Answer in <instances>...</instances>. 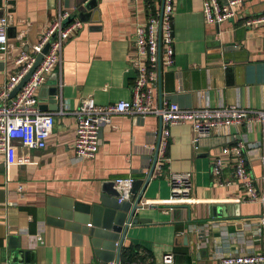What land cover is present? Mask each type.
<instances>
[{"label":"crops","instance_id":"1","mask_svg":"<svg viewBox=\"0 0 264 264\" xmlns=\"http://www.w3.org/2000/svg\"><path fill=\"white\" fill-rule=\"evenodd\" d=\"M150 2L156 9L161 7V0H96L95 12L81 20L76 34L63 46L60 63L38 90L40 99H45L39 101L40 109L51 111L54 117L46 147L15 144L11 163L0 153V247L13 236V244L25 253L23 260L13 264H100L91 236L84 230L46 222L47 197L87 203L102 181L146 178L157 141L163 139L159 117L112 115L110 124L99 127L95 156L83 158L73 148V111L84 97H93L98 105L131 98L135 71L129 59L135 47L134 31L144 23ZM74 3L0 0V17H10L7 37L12 45L7 60L0 61V87L18 69L14 57L30 51L58 9L74 15ZM202 3L173 0L174 61L162 66L157 103L264 110V25L253 29L242 25L243 19L264 13V0H246L234 18L220 24L205 21ZM54 84L57 108L51 110L43 97ZM238 139L257 145L247 147L245 157L251 177L261 188L264 123L253 121L214 132L197 149L188 123L170 126L167 159L156 160L142 195L143 202H153L137 212L145 221L128 228L121 261L132 257L143 264H160L162 254L172 252L175 264L213 263L227 254L264 253V206L258 201H222L242 197L244 191L234 181L231 168L223 173L224 179L233 181L227 187L217 186L211 174L212 159L220 148ZM182 171L191 172V196L199 201L155 204L154 200L169 195L170 172Z\"/></svg>","mask_w":264,"mask_h":264},{"label":"built area","instance_id":"2","mask_svg":"<svg viewBox=\"0 0 264 264\" xmlns=\"http://www.w3.org/2000/svg\"><path fill=\"white\" fill-rule=\"evenodd\" d=\"M246 0H203L202 12L208 23L220 24L234 18ZM148 10L144 23L138 24L134 31V52L129 59L135 71L131 85L132 96L129 100L98 105L93 97L81 99L74 109L75 135L73 148L78 157L92 158L99 144V127L102 123L110 124L111 117L118 113H131L145 117L149 114L161 119L163 139L158 145V161H166L165 150L167 136L172 125L188 123L192 129V145L198 148L200 142L209 138L214 132L223 131L230 126L244 124L248 126L256 121L264 123V110H253L237 105L201 108H183L177 103L156 101L160 88L162 66H171L174 61L173 50V0H164L162 8L156 9L147 4ZM10 24L8 14L0 17V61H6L12 45L8 42L7 28ZM82 21L72 16L68 10L58 9L51 23L40 33L37 41L31 45L30 51H22L14 57L18 68L0 87V153L5 154L6 162L11 163L10 155L15 144L32 149H42L47 145L54 123L53 113L43 111L39 107L38 90L44 85L48 75L61 61L64 44L73 37ZM248 29L264 25V13L250 16L242 21ZM48 45L42 59L33 69L29 78L9 100L10 91L30 70L36 56ZM61 109L59 113H63ZM247 147H257L246 139L223 145L219 153L212 159L211 174L216 185L227 187L230 179H224L226 169H232L234 181L244 191L242 197L222 199L233 203L242 201L260 202L264 206V176L259 188L248 170ZM264 161V155L262 156ZM134 178L117 177L115 183L121 191L118 201L130 199ZM191 172H170L169 195L166 199L154 200L155 204H192L199 200L191 196ZM153 202L146 200L142 204ZM264 225V212L261 216ZM90 226V223H88ZM3 264V263H0ZM4 264H9L5 263ZM100 264H114V261ZM118 264H143L137 258H128ZM160 264H175L172 252L162 254ZM191 264H264V253L227 254L211 263Z\"/></svg>","mask_w":264,"mask_h":264},{"label":"water","instance_id":"3","mask_svg":"<svg viewBox=\"0 0 264 264\" xmlns=\"http://www.w3.org/2000/svg\"><path fill=\"white\" fill-rule=\"evenodd\" d=\"M164 0H161V8ZM96 0H75L76 12L74 17L80 20L89 19L96 10ZM46 45L39 53L30 70L21 78L19 83L10 91L9 100L17 93L29 78L33 69L46 52ZM2 63L0 62V66ZM57 86L51 85L47 89L46 100L48 108H57ZM38 95V101L40 99ZM41 108V105H39ZM160 136V134H159ZM159 139L152 157V161L145 179H136L132 183L130 199L118 201L121 195L115 180H105L100 183L99 191L92 196L90 202L73 200L69 197H47L45 214L46 222L51 225L64 226L70 229H82L91 236V244L96 258L101 263L114 261L118 264L121 258V248L129 227L145 221L137 212L143 207V193L152 176L158 155ZM90 222V226H86ZM85 224V225H84ZM13 236H9L7 245L0 247V260L9 264L18 263L25 253L18 245L13 244Z\"/></svg>","mask_w":264,"mask_h":264},{"label":"trees","instance_id":"4","mask_svg":"<svg viewBox=\"0 0 264 264\" xmlns=\"http://www.w3.org/2000/svg\"><path fill=\"white\" fill-rule=\"evenodd\" d=\"M128 253V255H130V253L129 252H127Z\"/></svg>","mask_w":264,"mask_h":264}]
</instances>
